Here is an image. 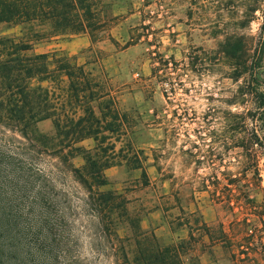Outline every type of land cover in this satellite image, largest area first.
<instances>
[{"label": "trees", "instance_id": "1", "mask_svg": "<svg viewBox=\"0 0 264 264\" xmlns=\"http://www.w3.org/2000/svg\"><path fill=\"white\" fill-rule=\"evenodd\" d=\"M114 1L0 0V264H84L72 252L67 228L62 229L68 215L60 208L55 184L33 167L35 155L58 159L88 191L99 215L120 207L114 204L115 192L106 190L108 170L127 167L148 177L144 152L131 143L139 119L132 122L120 107L106 57L96 48L105 40L120 46L112 36L120 17ZM188 9L190 25L200 9L204 33L218 41L204 58L193 49L189 71L203 76L215 70L234 85L221 98L229 108L219 112V140L225 153H235L236 170L222 172L214 185L221 191L217 200L235 217L231 245L248 257L264 233V198L259 202L250 195L264 193L259 168L264 158V0H189ZM11 30L19 34H6ZM78 36L91 42L80 56L29 55L36 44ZM138 42L139 37H131L124 48ZM46 121L53 123L51 133L39 130ZM86 141L95 147L82 146ZM14 142L21 146L17 152L7 146ZM118 144L123 146L118 149ZM77 157L82 167L73 165ZM243 206L247 210L238 216L235 209ZM136 238L155 242V248L141 249L133 261L120 264H185L182 255L188 256L195 239L191 234L162 247L153 234ZM190 261L200 264L197 257Z\"/></svg>", "mask_w": 264, "mask_h": 264}, {"label": "rangeland", "instance_id": "2", "mask_svg": "<svg viewBox=\"0 0 264 264\" xmlns=\"http://www.w3.org/2000/svg\"><path fill=\"white\" fill-rule=\"evenodd\" d=\"M114 2V13L120 17L112 36L120 46L105 40L96 48L106 57L104 67L119 89L120 107L131 114L132 122L139 119L131 143L144 152L148 177L127 167L108 170L110 186L106 190L115 192L118 199L114 204L120 207L99 215L88 191L58 159L35 155V171L52 179L60 208L68 215L62 229L67 228L73 254L84 264L126 263V258L133 261L141 249L155 248V242L135 239L143 232L149 238L155 235L162 247L179 244L180 238L189 233L195 239L188 256L182 255L185 264H192L190 256L199 260L202 251L224 257L229 264H264V233L257 236L256 251H249L243 261H239L241 256L236 257L240 249L231 245L234 240L228 237L235 217L230 206L217 200L221 191L214 183L222 172L231 174L236 170L235 153H225L219 140L223 129L219 112L229 108L221 98L228 97L234 85L215 70L203 76L189 71L193 49L204 58L218 46V41L203 31L200 9H196L192 26L189 0ZM81 37L88 36L36 44L29 55L60 51L80 56L91 46L90 42L89 47L79 49ZM131 37H139V42L124 48ZM39 130L51 133L53 123L43 122ZM7 146L11 152L21 148L15 142ZM82 146L92 149L95 144L86 141ZM72 163L77 168L84 165L81 157ZM259 168L264 188V158L259 159ZM250 195L259 202L264 198L263 192ZM246 210L243 206L235 213L239 216ZM159 222L165 224L168 235L156 233ZM257 226L262 227L261 223Z\"/></svg>", "mask_w": 264, "mask_h": 264}, {"label": "crops", "instance_id": "3", "mask_svg": "<svg viewBox=\"0 0 264 264\" xmlns=\"http://www.w3.org/2000/svg\"><path fill=\"white\" fill-rule=\"evenodd\" d=\"M79 45H80L79 49H84L86 47H89L90 46L89 38L88 37L79 38ZM164 225L162 224V222H159L157 225V228L155 226L156 233H162L161 236L168 235L166 226H164ZM174 235H176L175 237L177 238V234H174ZM189 238H190V234L188 233L186 238L181 237L180 239L181 240H183V239L188 240ZM239 256H241V260L239 259ZM236 257L239 259V261H243L245 259V255L239 254ZM199 260H200V264H229V262L226 261V259H224V257L218 256L217 254L208 253L206 251H202L199 254Z\"/></svg>", "mask_w": 264, "mask_h": 264}]
</instances>
